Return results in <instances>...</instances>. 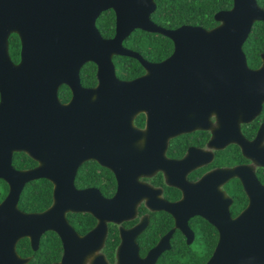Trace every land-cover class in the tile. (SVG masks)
Instances as JSON below:
<instances>
[{
	"label": "water",
	"instance_id": "95a60500",
	"mask_svg": "<svg viewBox=\"0 0 264 264\" xmlns=\"http://www.w3.org/2000/svg\"><path fill=\"white\" fill-rule=\"evenodd\" d=\"M156 9V0H0V180L10 188L0 203V264H29L32 258L18 253L19 242L27 238L38 251L47 232L56 233L63 244L57 264H111L104 254L110 224L121 226L116 264H157L171 248L175 230L186 235L189 245L194 242L190 220L196 216L220 234L206 264H264V239L259 237L264 202L251 194L249 208L233 218V201L222 189L231 179L243 178L244 168L217 170L192 183L193 156L167 157L172 139L197 130H212L215 141L237 143L247 154L241 124L262 110L264 55L261 68L253 70L243 48L254 25L264 22V9L257 0H234L232 10L217 14L220 25L212 30L189 25L164 29L152 20ZM108 10L116 14L112 39L97 27ZM135 30L171 39L173 55L152 63L126 48L124 42ZM13 34L21 40L19 63L10 56ZM118 56L138 60L146 73L119 79ZM88 63L98 68L94 88L81 82ZM62 86L72 91L69 103L60 100ZM142 114L147 118L144 129L135 124ZM16 153L27 154L37 167L16 169ZM90 161L114 173V197L76 187L80 168ZM158 172L165 174L169 187L183 193L180 201L168 202L162 188L142 180ZM40 179L53 184V204L41 213L21 211L26 185ZM244 185L249 192L250 184L244 180ZM143 203L176 221L146 257L138 238L150 216L130 229L122 226L138 217ZM85 213L97 225L80 235L68 215Z\"/></svg>",
	"mask_w": 264,
	"mask_h": 264
},
{
	"label": "trees",
	"instance_id": "16d2710c",
	"mask_svg": "<svg viewBox=\"0 0 264 264\" xmlns=\"http://www.w3.org/2000/svg\"><path fill=\"white\" fill-rule=\"evenodd\" d=\"M264 9V0H257ZM157 9L152 15V20L160 27L175 30L184 25L201 26L211 30L219 25L215 20L216 14L233 8L234 0H156ZM97 27L105 39H112L116 34V14L108 10L101 14L97 20ZM10 56L15 63L21 61V40L13 34L10 39ZM125 47L139 53L149 62H162L168 59L174 52V43L160 34L149 33L143 30L134 31L124 43ZM244 51L249 66L258 68L261 65V54L264 53V22H257L244 45ZM117 76L121 80L130 81L143 76L146 71L142 64L129 57H114ZM97 65L86 64L81 70V82L86 88H94L98 84ZM59 97L63 103H68L72 98V91L68 86H62ZM264 118V114H263ZM146 117L140 115L136 119V125L145 126ZM178 140L173 141V155L177 150ZM169 151V155H170ZM181 154V151L178 155ZM14 167L18 170H28L37 167L38 163L25 153H16L13 159ZM158 180V179H157ZM154 179V185L165 188V198L170 201L180 199L181 192L175 188L164 185L159 178ZM78 189L98 188L102 194L111 198L117 191L115 175L103 168L95 161L85 163L79 170L76 178ZM10 191L6 181L0 180V203L8 196ZM53 184L46 179L30 182L26 185L19 202V208L25 213H41L53 204ZM236 201L242 202L243 194L237 188ZM239 207L235 214L239 213ZM141 213H149L145 207L140 208ZM151 223L148 229L139 237L138 242L143 257L154 248L159 240L174 227V219L165 212L150 213ZM68 219L80 235H86L97 225V220L90 214H69ZM137 223H125L129 228ZM191 228L196 233L195 242L188 245L184 236L177 231L172 241L173 248L167 252L158 264H205L212 257L218 243V232L214 226L202 218H194L190 222ZM120 244L119 227L111 224L109 236L104 249L107 259L114 264L116 251ZM18 253L23 258L31 257L29 264H57L62 260L64 249L60 237L54 232H47L41 239L40 248L34 251L29 239H23L17 247Z\"/></svg>",
	"mask_w": 264,
	"mask_h": 264
},
{
	"label": "flooded vegetation",
	"instance_id": "af4514ba",
	"mask_svg": "<svg viewBox=\"0 0 264 264\" xmlns=\"http://www.w3.org/2000/svg\"><path fill=\"white\" fill-rule=\"evenodd\" d=\"M233 7H234V5H233ZM228 11H230V10H228ZM216 16H217V14H216ZM216 16H215V20H216ZM219 25H220V23H219ZM184 26H186V25H184ZM218 26H216V27H218ZM194 27H201V26H194ZM204 29H206V28H204ZM175 30H177V29H175ZM174 51H175V45H174ZM263 55H264V53L261 54V60L262 61H261V65L258 68H252L250 66L249 67L251 69H253V70H258L259 68H261V66L263 65V59H262V56ZM247 61H248V59H247ZM152 63H155V62H152ZM157 63H160V62H157ZM248 65H249V63H248ZM263 114H264V103L262 105V110L260 111V114L259 115H257L251 122H246V123H242L241 124V132H242V135L244 136V138H245V140L247 142V149H246L247 150L246 151L247 154L245 153L244 149L239 144H237V143H233L232 142V143H229V144L228 143H225L224 144L222 142L215 141L214 140V133H213L212 130H197V131H194V132H191V133H186V134L180 135V136L172 139L171 142H170V144H169V148H168V151H167V157L169 159H171V160H183V159H186L187 157H189L190 156L189 154H191L193 156V161H191L190 166L193 167V168H195V169H193V171L191 173H189V175H188V180L190 182H192V183L199 182L207 174L212 173V172H215L217 170L244 168V170H243V175H244L243 178H238V177L233 178L230 181H228L222 187V189L227 193V195L233 201L232 202V205L230 207V212H231V215H232L233 218H237L242 212H244L245 210H247L249 208V206L251 204V201H252L251 200V194H255L257 197L259 196L260 200H262L264 202V118H263ZM142 115H144V114H142ZM145 117H146V115H145ZM146 121H147V118H146ZM135 122H136V120H135ZM212 123L214 124L215 127H217V118H216V116H213L212 117ZM145 127H146V122H145V126L142 127V129H144ZM176 140H178L177 150L175 151V155H173V149H172V151H170V149H171V147L174 148L173 141H176ZM169 151H170V155H169ZM180 151H181V154L178 155V153ZM159 178L162 180V182L164 183L165 186L169 187L167 185V183H166L165 174L163 172H158L153 177H151V178H144L142 180L145 181V182H147V183H149V184H151V185H153L156 188H162L163 189V197L165 198V188L163 186H161V185L157 186V185H154L152 183V180L153 179L155 181L157 179L159 180ZM244 180L246 182H248V184H250V191L249 192L245 188ZM117 187H118V185H117ZM170 188H173V187H170ZM237 188H239L240 189V192H242V194H243V197H242L243 200H242L241 203H239L238 201H236L235 194H236ZM177 190H179V189H177ZM182 197H183V193L181 192L180 199H178L176 201H170V200H168L166 198L165 199L168 202H178V201H180L182 199ZM141 207H145L149 211V213H141L140 212V208ZM238 207L240 209L239 210V213L238 214H235L234 211H233V209L235 210ZM160 212H164V211H160ZM150 213H159V212H151L145 206V204L143 203L139 207L138 217L135 220L130 221V222H134V221L137 220V223H135L133 226H131L129 228H127V227L124 226L125 223H129V222H125L122 226H124L127 229H130V228L136 226L139 222H141V219L144 216H146V215H149L150 216ZM165 213H167V212H165ZM167 214H169V213H167ZM172 218L174 219L173 216H172ZM194 218H202V217L196 216ZM194 218H192L191 220H193ZM202 219L205 220L204 218H202ZM191 220H190V222H191ZM205 221L208 222L207 220H205ZM175 222L176 221L174 219V227L167 234H169L172 230L175 229V226H176ZM150 223H151V216H150ZM117 226L119 227V234H120V227L121 226L120 225H117ZM190 228H191V226H190ZM191 230L194 232V230L192 228H191ZM216 230L218 232V242H219V236H220V234H219V231H218L217 228H216ZM177 231H179L184 236L185 242L188 244V240H187L186 235L181 230H178V229L175 230V232L172 235L171 242H170L171 243V248L169 250L165 251L161 255V257L159 258V260L167 252H170L172 250V248H173L172 241H173V238H174L175 233ZM167 234H165L164 236H166ZM259 237L261 239H264V228L261 229V234H260ZM161 239L159 240V242L161 241ZM195 239H196V233H195ZM194 242H195V240H194ZM120 243H121V238H120ZM217 245H218V243H217ZM151 250H149V252ZM214 252H215V250H214ZM214 252H213V254H214ZM116 253H117V251H116ZM148 253L146 254V256L148 255ZM140 254H141V248H140ZM114 264H116V261H115Z\"/></svg>",
	"mask_w": 264,
	"mask_h": 264
}]
</instances>
